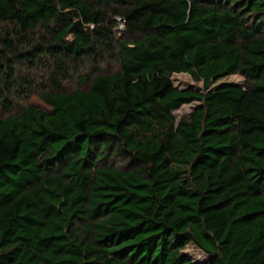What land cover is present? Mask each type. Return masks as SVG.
<instances>
[{
  "label": "trees",
  "instance_id": "obj_1",
  "mask_svg": "<svg viewBox=\"0 0 264 264\" xmlns=\"http://www.w3.org/2000/svg\"><path fill=\"white\" fill-rule=\"evenodd\" d=\"M189 243L264 264V0H0V264H193Z\"/></svg>",
  "mask_w": 264,
  "mask_h": 264
},
{
  "label": "rangeland",
  "instance_id": "obj_2",
  "mask_svg": "<svg viewBox=\"0 0 264 264\" xmlns=\"http://www.w3.org/2000/svg\"><path fill=\"white\" fill-rule=\"evenodd\" d=\"M106 72H111L116 68V65L113 61L109 63H105L104 65ZM171 80L173 84L179 88H194V89H203V82L194 80L189 74L187 73H176L172 75ZM244 81V77L240 74H234L226 76L220 79L215 85L221 83H242ZM69 88L80 87L81 83L79 82L78 78H73L70 83L67 84ZM21 102H33L36 104H41V101L37 98L36 95L31 96H22ZM200 106L199 101H193L191 103H186L182 105L179 109L173 111L174 116L177 121L181 119L184 115H187L192 110L196 109ZM109 162L119 163L118 159L110 160ZM182 253L193 263V264H207L210 262L212 256L202 251L199 247H197L193 243H189Z\"/></svg>",
  "mask_w": 264,
  "mask_h": 264
},
{
  "label": "water",
  "instance_id": "obj_3",
  "mask_svg": "<svg viewBox=\"0 0 264 264\" xmlns=\"http://www.w3.org/2000/svg\"><path fill=\"white\" fill-rule=\"evenodd\" d=\"M87 28H88V26L86 24H84L81 19H77L75 21V23L70 27L69 33L72 34L77 29L85 30Z\"/></svg>",
  "mask_w": 264,
  "mask_h": 264
},
{
  "label": "built area",
  "instance_id": "obj_4",
  "mask_svg": "<svg viewBox=\"0 0 264 264\" xmlns=\"http://www.w3.org/2000/svg\"><path fill=\"white\" fill-rule=\"evenodd\" d=\"M125 28V25H124V22H123V19L120 17L118 18V26H117V29H124Z\"/></svg>",
  "mask_w": 264,
  "mask_h": 264
}]
</instances>
